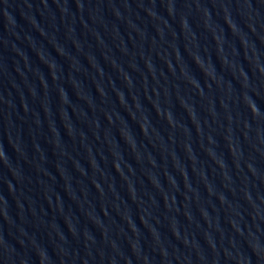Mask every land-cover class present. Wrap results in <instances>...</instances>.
Masks as SVG:
<instances>
[{"label": "water", "instance_id": "water-1", "mask_svg": "<svg viewBox=\"0 0 264 264\" xmlns=\"http://www.w3.org/2000/svg\"><path fill=\"white\" fill-rule=\"evenodd\" d=\"M0 264H264V0H0Z\"/></svg>", "mask_w": 264, "mask_h": 264}]
</instances>
